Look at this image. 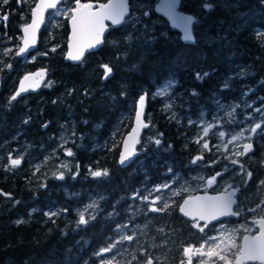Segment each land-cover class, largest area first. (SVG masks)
Masks as SVG:
<instances>
[{
    "label": "trees",
    "instance_id": "trees-1",
    "mask_svg": "<svg viewBox=\"0 0 264 264\" xmlns=\"http://www.w3.org/2000/svg\"><path fill=\"white\" fill-rule=\"evenodd\" d=\"M35 1L19 7V0L4 4L0 0V37L19 34L29 22ZM132 1L130 14L140 17L137 24L144 22L148 27L143 36L129 32L131 24L110 28L98 50L87 53L79 64H69L63 60L66 19H59L56 26L46 33L44 26L39 34L37 50L41 43L53 46L51 50L32 62L18 63L12 55L0 64V264H98L102 256L97 253L121 233L134 239L121 241L105 253L117 264H144L147 257L154 264H174L175 255L186 244L182 228L169 224L175 218L170 215L157 221L145 217L147 210L142 206L147 202L140 199L168 177L161 170L160 156L170 160L166 170L183 174L182 168L193 156L211 157L201 142L196 143L193 131L204 115L213 121L211 104L217 98L231 106L242 102L244 95L249 101L264 98L262 0H207L213 4L211 11L201 6L204 0H180V10L198 21L192 27V44L181 42L178 33L153 12L156 0H139L147 8L142 19L140 9L131 7ZM128 36L130 42L125 41ZM102 64L112 68L108 79L101 80ZM38 65L46 67L47 86L11 101L18 78ZM205 72L208 76L198 81L196 73ZM241 72L245 75L239 76ZM169 80L176 82L169 103L164 102L166 96L151 98ZM226 80L230 86L223 88ZM193 90L198 93L195 97ZM142 93L147 94L148 127L135 159L121 168L117 164L120 140L131 124L134 101ZM122 110L126 116L118 121ZM116 124L118 138L105 143ZM66 126L71 139L65 145L73 152V165L61 180L48 167L57 147L56 136ZM148 128L154 141L161 140L160 145L147 141L141 146ZM214 141L209 136L208 142ZM25 147L29 160L24 158L11 168L7 154ZM257 147L254 144L251 154L255 163L249 161L243 168L252 177L246 186H239L240 205L249 201L254 206L263 199L264 185L258 187L255 178L264 174V157ZM90 169H107L109 176L95 178ZM137 192L139 196L133 199ZM90 203L98 207L85 213L89 223L78 227L79 213ZM48 213L57 215L50 218ZM19 220L24 223L18 224Z\"/></svg>",
    "mask_w": 264,
    "mask_h": 264
},
{
    "label": "snow or ice",
    "instance_id": "snow-or-ice-1",
    "mask_svg": "<svg viewBox=\"0 0 264 264\" xmlns=\"http://www.w3.org/2000/svg\"><path fill=\"white\" fill-rule=\"evenodd\" d=\"M4 3H7L8 0H3ZM179 0H164L163 5L161 7V10L164 12L165 15L169 16L173 22L174 27L182 28L183 30V37L182 39L186 42L195 43V38L193 36L192 32V25L194 23H198V21L195 20L193 16L189 15H177L175 12L176 7L178 6ZM58 4H60V0H39V3L36 4V6L32 9L31 15L32 19L29 24L24 26L23 32L25 34L23 39V47H21L18 51V55L24 54L27 49L34 45L35 43V33L38 29L39 24L43 23L44 21V13L48 9H54L56 13H61L63 10L61 8H58ZM75 7L69 8L68 11L71 13V21L73 25V41L74 44L70 45V48L75 47V54H73L72 51L68 53V59L73 61H81L84 55V51L86 49H92L97 47L98 45L102 44L103 41V34L107 29V25L105 24V21H111L112 25H128L132 24L133 26L136 23H139L138 18H136L134 15L130 14L129 8V0H108L107 3L100 4L99 5V11H93V5L91 3H81V0H75ZM203 8L208 9L209 11L212 10L213 5L208 3L207 0H204V2L201 5ZM147 15V13H145ZM127 17V19H126ZM7 15L3 16V20H7ZM132 39L131 36L127 37V40L130 42ZM150 42V41H146ZM115 43V42H114ZM55 51V49H53ZM7 67H11V65H8ZM105 69V73L103 75L104 79H108V76L112 72V68L108 65H103ZM36 75H42V73H37ZM239 76L245 75V73L241 72L238 74ZM208 76V73L205 72L203 74L196 73V79L198 81H203L205 77ZM30 77L25 76V80H28ZM231 77L229 78V80ZM174 80H169L165 86L159 90L156 95H165L169 94V90L174 87L175 85ZM229 81L226 80L223 84V88H228ZM27 91V89L24 87V84L21 83L20 89L10 98L11 101H15L17 97L21 95L22 92ZM192 96H197L198 93L193 90L191 93ZM145 99L146 94L142 95L139 98V106L140 111L136 114V122L137 125H141V114L143 112V108L145 105ZM215 103L218 105L219 111H224L225 107L222 105L217 98L215 100ZM239 107L238 104L232 105L230 108V111L227 112V115L230 117H233L236 109ZM250 107V105H249ZM168 108H171V104L168 105ZM256 112L261 113V121H264V110L261 108L255 109ZM213 120H216V117H213ZM232 121H229L231 123ZM27 123V121H25ZM143 127H148L147 123H144L142 125ZM47 127V125H45ZM202 130V135L200 138L196 140V143H200L201 140H203L204 137H207L209 135V132L214 129L218 128L219 125L215 122H208V123H202L200 125ZM257 130H260L258 133ZM250 132L251 135L247 137V139L250 141L252 139V136L255 135H262L264 136V128H262L261 122H253V124L250 127L245 128L243 131L239 132L237 135H233L231 137L232 141L235 142L242 137H244V132ZM133 135H138L137 129L132 130V134L129 135L127 139H132ZM162 135V133L160 134ZM214 135H218L220 138L225 137L226 133L224 131H218V133H214ZM137 143H139V140H136ZM154 143L158 146L161 144L160 139H155ZM63 147V145H61ZM203 149H209L208 142H204L202 144ZM243 151L234 153L238 156L247 155L248 152L252 151L253 145L252 143H247L243 145ZM227 151V149H225ZM65 154L69 157L73 156V152L71 149H66ZM135 152H128V143L127 140L124 142V151L121 152L119 163L121 165H126V162H131V156L134 155ZM11 159V158H10ZM23 157L18 159H11V165L12 166H19L22 162ZM203 159L202 156H197L192 161V163H196V161ZM229 159H231L229 157ZM232 164H238L239 161L232 159ZM61 168H68V165L66 163H62L60 165ZM240 168L242 170L241 176L242 180H250L252 177V173L250 171H243V165H240ZM39 171V168L36 169ZM71 171V169H68ZM91 175L95 178L100 177H107L109 176V172L107 169L104 170H96L92 171ZM171 168L169 169V172H171ZM55 174V173H54ZM58 179H64V173L59 172L58 174H55ZM222 175V173H216L212 178L208 179L206 183L208 185H212L216 181V177ZM179 180V177H174L173 182H176ZM261 185H264V181H260ZM161 187L163 188H169L171 187L170 184H165L163 186H157L154 190L150 191L147 195L140 197L142 200L148 202L149 197L153 195V192H159L161 190ZM240 191L238 187H233V185L228 184L223 190L222 194L211 198L209 201H206L205 203H202L199 206L198 214H193L190 211H187L186 208L189 205V201L185 200L183 202V205H177L180 212H182L185 216H191V219L193 221L197 220H205L206 223L201 226L200 223H194L192 224V227L197 228L199 232L203 233L205 231V228L208 227V223H210L214 219H218L222 216H236L238 217L240 215V208L237 203V193ZM176 195H179L180 193H175ZM136 196H139V192L136 193L135 196H133V199L136 198ZM197 200L200 198L197 197ZM160 200L159 196H156L154 199L150 201L151 205H155L156 202ZM234 206L235 210H234ZM98 207L95 203H90L86 206L84 211H81L79 213V219H78V227L81 225L86 226L89 223V220L85 218V212L88 211V209H92ZM169 205L167 203L161 204L159 208L152 206L150 207L151 212H163L168 209ZM65 211H67L65 209ZM249 212L256 213L259 216V219H254L252 223L256 225L259 229L258 235H251L252 229L245 227L244 231L248 232L249 235H244L242 237L243 243L240 245H236L234 243L235 240V234L239 229H233L231 232L225 230L223 233V237L225 240L229 241V245L225 248H221L220 244L223 242L218 237H209L206 236L204 238V243H202L199 247L195 246H188L183 249V252L185 255L189 256L188 264H192L191 256L189 254L195 253L200 256H213L215 255L218 257L219 261H224V264H245L246 261L250 260H259L261 262H264V201H259L254 207L248 208ZM49 217L51 218L54 215H57V213H48ZM91 219H95V215L91 216ZM18 224L24 223L23 220L17 221ZM127 225H122L120 228H125ZM120 231V229H117ZM163 231V229H161ZM134 239L133 235H127L121 233L120 240L115 241L114 243H110L107 247L102 248L97 255L103 256L105 253H110L113 251V249L116 248L117 244H119L121 241H132ZM205 244L208 245L211 251L205 252L204 247ZM234 247L236 251L232 253L233 259H228V252L230 248ZM219 249V251H216ZM101 264H112L111 259L107 261H101ZM144 264H154L152 257H147ZM158 264H164L163 261H159ZM180 264H185L183 260H181ZM199 264H204V261H199Z\"/></svg>",
    "mask_w": 264,
    "mask_h": 264
},
{
    "label": "rangeland",
    "instance_id": "rangeland-1",
    "mask_svg": "<svg viewBox=\"0 0 264 264\" xmlns=\"http://www.w3.org/2000/svg\"><path fill=\"white\" fill-rule=\"evenodd\" d=\"M71 1L70 0H62L61 4L58 6V8H61L63 10L61 13H56L54 9L51 10L48 13V15H47V17L45 19V22H44L45 33H46V31L48 32V29H50L51 27L56 26V24L58 23L59 19H67L68 18V16L70 15V12L68 11V9L71 8V5H72ZM1 3L4 4L3 0H1ZM27 3H28V0H19V4L18 3L17 4H18L19 7H26V5H23V4H27ZM208 3L212 4L211 2H208ZM131 7L133 9H135V8L140 9V11L142 13L141 19L142 18H146L147 15H145V13H147V8H145L140 3L139 0H133ZM131 15H134L136 18H138V20H140V17L136 16V14H131ZM142 23H143L142 25H139V24L136 23L134 26L131 24L132 25V29L129 32L133 31V32L136 33V35L143 36L144 32L148 31V27L144 24V22H142ZM19 38H20L19 34H16L14 38H12V37H3V36L0 37V64H2V62L4 61L5 58H7V57L11 58V56L13 55V53L16 51V49L18 47ZM125 41L129 42L127 40V37L125 38ZM111 44L116 45L114 43V41H112ZM41 45H42L41 48H39L38 50H35L33 53H31L28 56H26L25 58H23L22 62H32L37 57H39L40 54H43L44 52H46L48 50H51L53 48V46H48L45 43H41ZM44 49H45V51H44ZM47 84H48V82H45L43 87L47 86ZM166 84L167 83H164L163 85L158 86L152 92L151 98L158 96V95H156V93L159 90H161V88L163 86H165ZM169 92H170V90H169ZM161 96L169 97L168 94L161 95ZM221 104L224 105L223 103H221ZM131 105H132V103H129V106H131ZM234 105H236V104H234ZM238 105H239V107L237 108V110L235 112V115L233 117H230V116L227 115V112L230 111L231 105H224V106H226L224 111H219V110L215 111V109L218 108V105L216 103L211 104V109H212L211 111H213L212 113L214 114V116H216V120L215 121L214 120L213 121L207 120L206 119L207 116L204 115L202 118L199 119V121H197V123H196L197 127L195 128V130H196V137L195 138L198 139L202 135V130H201V127H200V125L202 123L215 122V123H217L219 125L218 128L212 129L209 132V135L207 137H204L203 140H201V143L203 144L204 142H208L209 136H211L213 138V140H215L214 143H212V144H210L208 142L209 149H205V150L208 151V152H211V151L214 152L215 154L218 155V157H222L223 160L224 159L225 160H229L228 164H227V169L235 168V173L233 175L231 174L232 177L238 176V175L241 176L242 170L240 168V165H243V168H244L245 164L248 163L249 161L255 163L254 159H256V157L252 158L251 155H250V156H247V157H245L243 159L242 156H238V155L234 154V153L241 152L242 144L244 142H246V141H249L247 139V137L251 135L250 132L245 131L244 132V137H242L241 139H239V140H237L235 142L232 141L231 137L233 135L239 134V132L243 131L245 128L250 127L253 124V122H261L262 123V128H264V121H261V113L255 111V109H257V108H261L262 110H264V98L260 97L256 101H249V100L246 99V97L244 95V100L242 102H240V103L238 102ZM249 105H250V107H249ZM125 116H126V112H125V110H122L120 112V114H119L118 121H122ZM250 118H251V122L249 124H247V121ZM246 119H247V121H246ZM229 121H232V122L229 123ZM62 128H64V127H62ZM68 128L69 127L66 126L64 129H62L63 131H60L58 133V135L56 136L57 147H55V149H53L54 150L53 158L51 159V161L49 163L52 166L48 167L49 172H52V173H55V174H58L59 172H63L65 174L66 172L69 171L68 169H71L70 167L73 165V161L71 160L72 158L65 154V150L69 149V147L67 145H65V144L68 141H70V139H71V134H70L71 132L69 130H67ZM118 129H119V125L116 124V126L114 127V130H112V132L109 134V138H106L105 143H109L110 144L111 142H113V140H116L118 138V135L115 133L116 130H118ZM218 131H224L226 133L225 137L220 138L218 135H214V133H218ZM257 131H258V133L260 132V130H257ZM258 136H259V134L255 135V136H252V139L250 141H254ZM147 141L148 142H153L154 141L153 140V136L149 132L145 133V138H144L143 143H141V146H142V144H144V142L146 144ZM61 145H63V147H61ZM260 146H261V151L259 152V154L261 153L262 156L264 157V136H263V142L260 143ZM225 149H227V151H225ZM138 150H140V145L138 147ZM56 152H57V154H55ZM59 152L62 155H59L58 154ZM28 154L29 153L27 152V147L20 148L18 152H15V153H12V154L8 153L7 154V159H10V158L11 159H18V158L23 157V159L27 158V160H29V157L27 156ZM230 154H231V156H230ZM195 156H199V155L197 154ZM229 157L231 159H229ZM232 159L238 160L239 163L235 164V165L232 164L231 163ZM62 163H66L68 165V168L67 169L66 168H61L60 165ZM37 165H34V166L37 167ZM10 166H11V168H15L16 167V166L15 167L12 166L11 164H10ZM241 178H242V176H241ZM231 179H233V178H230V180ZM255 179H256V182H260V180L258 178H255ZM202 182H203V185H206V181L205 180H203ZM165 184H170L171 187H169V188L161 187V190L156 193V196L160 197V200H158L159 204H163L164 200H166L168 202L169 197H172V196L176 195L175 193L180 192V190H184V193H185V192H188V191H186V189H190V187H185V186L180 188L179 185H176L173 182L172 183L171 182H163L160 186H163ZM167 195L169 197H166ZM158 202H156V204H158ZM147 203H148L147 205L150 204V197H149V201ZM245 205H247L246 208H245V214L247 215V220L253 221L258 215L256 213L249 212L248 208L249 207H254L255 205L254 206H250L249 201H248V203H245ZM85 208H83V209H85ZM89 211H91V209H88V211H86L85 213H89ZM247 226H249V225L248 224L245 225L243 227V229L245 227H247ZM237 229H239V228H237ZM225 230L226 229H223V228L214 230V233L216 234L215 237H218V238H220L223 241L220 244L221 248H225L226 246L229 245V241L225 240L224 237H223V233L225 232ZM227 231L231 232L232 230L231 231L227 230ZM234 243L236 244V240H234ZM217 251H219V249H217ZM234 252H235V248L234 247L230 248V250L228 252V256H231L232 253H234ZM109 259H111L112 264H114L113 259L107 254H104L99 259L98 264H101V261H107Z\"/></svg>",
    "mask_w": 264,
    "mask_h": 264
},
{
    "label": "flooded vegetation",
    "instance_id": "flooded-vegetation-1",
    "mask_svg": "<svg viewBox=\"0 0 264 264\" xmlns=\"http://www.w3.org/2000/svg\"><path fill=\"white\" fill-rule=\"evenodd\" d=\"M39 68H46V67H44L43 65H38L30 71H34L35 69H39ZM46 79H47V70H46V78L43 81L41 88L43 87L44 83L46 82ZM13 90H12V92H13ZM168 95L170 97L172 94L169 93ZM167 99H168V97L166 96L165 101H164L165 103H167V102L169 103V101ZM147 132L150 133V128H148ZM193 133L195 135L196 130H194ZM252 142H253V145L255 144V147L258 146L257 151L260 152L261 151L260 143L263 142V136L259 135ZM253 151H254V149H253ZM208 153L211 154V157L204 158L202 156L203 159L196 161V163H192V161L197 156H193L192 158H190L189 162L187 164H185L184 168H182L184 170L183 174H180L179 172H169V169L166 170V165L168 164V162L170 160L167 157L160 156V159L163 161L162 162L163 168L161 170H164V172H165L164 175H167L168 177L165 178L164 180H160L159 183L154 186V188H152L151 190H149L146 193V195L150 191L154 190L157 186H160L163 182H171L172 183L174 177H179V180L176 182H173V183H175L176 185H179L180 188L185 186V187H190V189H186V191H188V192H185V193H184V190H180V192H178V193H180L179 195H174L172 197H169L167 195L166 197H169L168 202L166 200H164V203H167L169 205V207L166 211H163V212H151L150 211V207H152V206H155L157 208H159L161 206V204H159L158 201H157L158 204H155V205H151V203L149 205H147L148 204L147 203V204L142 206L144 209L147 210L146 212H144L145 217H149V219H151L153 221H157V220H164V218H167V216L170 215V216L175 217V218H174V220H171L170 221L171 223L169 222V224H173V225L178 226V228H182L183 233L185 235L184 237L186 239V244H185V246H182L181 252H179L178 254L175 255L177 258H176V261L174 264H180L181 260H183L185 262V264H188L189 256L184 254L183 249L185 247H188V246L199 247L202 243H204V238L206 236H209V237H215L216 236V234L214 233L215 229L223 228V229L231 231L233 229L239 228V231H237L235 234L236 245H240V239H241L243 234L249 235V233L244 231V229H243V227L245 225L248 224L249 226H247V227L252 229L251 235H254L257 231V226L254 225L252 223V221L247 220V215L245 214V208L247 205H245V202L242 205L238 204V206L240 208V215L236 219L226 218V219H221L218 221L210 222V223H208V227L205 228V231L203 233L199 232V230L197 228L192 227V224L198 222V223H200L201 226H203L205 224L204 221L188 220V219H185L179 213L177 205H179L181 200L186 196L193 195L197 192H212V193L219 192V191H222L228 184L233 185V187L239 188V186H241V184L243 186H246V184L248 183V180H242L240 175L232 177V175L235 173V168L227 169V164H228L229 160H225V159L223 160L222 157H218V155L212 151L208 152ZM186 166H188V167H186ZM168 168H169V166H168ZM176 168H179V167H176ZM204 170H206V171H204ZM216 173H222V175L216 177L215 183H213L212 185H208L207 183H206V185H203V182H202L203 180L207 181L208 179H210L214 175H216ZM230 178H233L234 182H232V179L230 180ZM258 179L260 181H264V174L260 173ZM257 185H259L258 187H260V188L263 187V185H261L260 182H258ZM156 193L157 192H153V195L150 196V201L156 197ZM237 199H238V197H237ZM259 201H260V199L258 200V202ZM261 201H264V195H263V199ZM235 207L236 206H234V210H235ZM180 233H181V231H180ZM120 236H121V234H119L117 236L116 241L119 240ZM175 238H177V235L175 236ZM211 250L212 249H210L208 247V245L205 244L204 251L208 252ZM235 251H236V249H235ZM115 255L118 256V253L116 252ZM189 255L191 256L192 264H199V261H201V260L204 261V264H224V261H219L218 257H216L215 255H213V256H207V255L200 256V255H197L195 253H191ZM228 259H233V256L232 255L228 256ZM113 262H114V264H117V262H115L114 260H113ZM245 264H264V262H261V261L247 262L246 261Z\"/></svg>",
    "mask_w": 264,
    "mask_h": 264
},
{
    "label": "water",
    "instance_id": "water-1",
    "mask_svg": "<svg viewBox=\"0 0 264 264\" xmlns=\"http://www.w3.org/2000/svg\"><path fill=\"white\" fill-rule=\"evenodd\" d=\"M62 0H60V3H61ZM108 0H104V1H94V0H81V3H91L93 5V11H99V5L100 4H104V3H107ZM163 2L164 0H156V2L153 4L152 6V10L153 12L161 17L163 20H165V22L167 23L168 27L175 30L178 34H179V39L181 42L185 43V44H192L190 42H186L182 39L183 37V30L182 28H179V27H174L173 26V22L171 20V18L167 15L164 14V12L161 10V7L163 5ZM39 3V0H36L32 6V8L30 9V19H29V22L24 24L23 26H21L20 30H19V41H18V47L16 49V51L14 52V56L17 57V58H20L21 61L23 58H25L26 56H28L29 54H31L32 52H34L36 50V48L38 47V42H39V34H40V31L41 29L43 28L44 26V22H45V17L46 15L53 9H48L45 13H44V21L43 23L39 24L38 26V29L35 33V43L34 45L30 46L27 51L24 53V54H20L18 55V51L21 47H23V39H24V32H23V28L24 26H26L27 24H29L31 22V19H32V15H31V12H32V9L36 6V4ZM59 5V4H58ZM262 5L264 6V0H262ZM76 5H75V0H73L72 2V5H71V8H74ZM205 9V8H204ZM207 10V9H205ZM175 12L177 15H189V16H193L192 14L190 13H186L182 10H180V0L178 2V6L176 7L175 9ZM71 13L70 15L68 16V18L66 19V26H67V36H66V43H65V52H64V55H63V60L65 62H68L69 64H79L81 61H73V60H70L68 59V53L70 51L73 52V54H75V47H72L70 48V45H73L74 44V41H73V25H72V21H71ZM105 24L108 26L106 31L104 32L103 34V39H104V36L106 35V33L108 32V29L110 27L112 28H116L120 25H112L111 24V21H105ZM103 45L100 44L98 45L97 47L95 48H92V49H86L84 51V55H83V58L85 56V54L87 53H90V52H95L96 50H98L101 46ZM82 58V59H83ZM103 65L105 64H102L100 66V68L103 70V74H102V77H101V80H104L103 78V75L105 73V69L103 67ZM37 73H42V75H36ZM111 75V74H110ZM110 75L108 76V78L110 77ZM25 76H28L30 77L28 80H25ZM46 78V68H39V69H35L34 71H30V72H26L24 73L22 76H20V78H18L17 82H16V85H15V88L10 96V98L20 89V86H21V83L24 84V87L27 89V91H24L21 93L20 96L22 95H25V94H35L37 92H39V90L41 89V86H42V83L43 81L45 80ZM146 93H142L140 95L137 96L136 100H135V104H134V110H133V114H132V119H131V124L128 128V130L123 134L121 140H120V144H119V150H118V155H117V164L119 167L123 168V167H127L133 160L134 158L136 157V154H137V146H138V143L136 142V140H140V137L143 133V131L146 129V127H143L142 125L144 123H147L146 122V119H145V112H146V100H147V94H146V99H145V105H144V108H143V112L141 114V125H137V122H136V114L137 112L140 111V106H139V98L142 96V95H145ZM19 96V97H20ZM18 98V97H17ZM48 123V122H47ZM137 129V133L138 135H133L132 136V139H127L129 137V135L132 134V130L133 129ZM125 140H127V143H128V152L131 153V152H135L134 155L131 156V162H126V165H121L119 163V158H120V154L121 152L124 151V142ZM247 143H252L251 141H247L245 142L244 144H247ZM243 144V145H244ZM243 145H242V150L241 152L244 150L243 149ZM253 145V143H252ZM253 152V149L252 151L248 152L247 155L251 154ZM247 155H243V156H247ZM10 164H11V159H10ZM222 194V191H219V192H197L193 195H190V196H186L184 197L180 204L179 205H183V202L185 200H188L189 201V205L187 206L186 210L187 211H190L191 213L193 214H198V211H199V206L202 204V203H205L206 201H209L211 198L213 197H217L219 195ZM199 197L200 199L197 200L196 198ZM179 211V209H178ZM179 213L185 218V219H188V220H192L191 219V216H185L182 212L179 211ZM226 218H232V219H236L237 217L236 216H222V217H219L218 219H214L212 220L211 222H214V221H218V220H221V219H226ZM256 219H259V216L256 217ZM198 221H204L206 223L205 220H198ZM259 234V229L257 227V231L254 235H258ZM244 235H248V234H243L242 237ZM242 237L240 239V244L243 243L242 241ZM251 261H259V260H250V261H247V262H251Z\"/></svg>",
    "mask_w": 264,
    "mask_h": 264
},
{
    "label": "bare ground",
    "instance_id": "bare-ground-1",
    "mask_svg": "<svg viewBox=\"0 0 264 264\" xmlns=\"http://www.w3.org/2000/svg\"><path fill=\"white\" fill-rule=\"evenodd\" d=\"M61 2H62V1H61ZM192 7H193V6H192ZM47 15H48V14H47ZM47 15H46V17H47ZM46 17H45V19H46ZM4 23H5V22H4ZM154 24H155V23H154ZM118 27H119V26H118ZM110 28H112V27H110ZM110 28H109V29H110ZM109 29H108V30H109ZM129 29H131V28H129ZM11 30H12V29H11ZM127 31H128V30H127ZM106 34H107V33H106ZM159 34H160V33H159ZM131 35H132V34H131ZM122 36H123V35H122ZM201 37H202V36H201ZM104 38H105V36H104ZM166 40H167V39H166ZM103 41H104V39H103ZM13 55H14V53H13ZM11 58H12V57H11ZM16 58H17V57H16ZM18 59H19L18 63H22L21 59H20V58H18ZM19 74H20V73H19ZM19 78H20V77H19ZM10 95H11V94H10ZM29 95H30V94H25V95H22V96L18 97L17 99H19V98H25V97H27V96H29ZM17 99H16V100H17ZM29 100H30V99H29ZM67 100H68V99H67ZM161 105H162V104H161ZM175 105H176V104H175ZM162 116H163V115H162ZM76 117H77V116H76ZM78 121H79V120H78ZM93 148H94V147H93ZM54 149H55V148H54ZM84 149H85V148H84ZM12 151H13V150H12ZM9 154H10V153H9ZM131 163H132V162H131ZM131 163H130V164H131ZM130 164H129V165H130ZM76 167H77V166H76ZM23 171H24V170H23ZM69 175H70V174H69Z\"/></svg>",
    "mask_w": 264,
    "mask_h": 264
}]
</instances>
